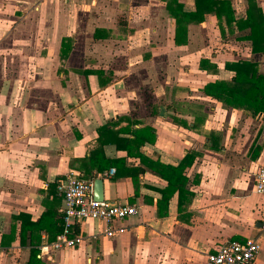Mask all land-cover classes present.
Segmentation results:
<instances>
[{
    "label": "crops",
    "instance_id": "1",
    "mask_svg": "<svg viewBox=\"0 0 264 264\" xmlns=\"http://www.w3.org/2000/svg\"><path fill=\"white\" fill-rule=\"evenodd\" d=\"M174 27L165 0H0V264H203L245 238L264 264V111L204 91L231 79L225 62L264 74V53L222 36L213 13L184 44ZM69 170L137 212L119 234L89 219L81 242L41 251L62 225L56 180Z\"/></svg>",
    "mask_w": 264,
    "mask_h": 264
},
{
    "label": "trees",
    "instance_id": "2",
    "mask_svg": "<svg viewBox=\"0 0 264 264\" xmlns=\"http://www.w3.org/2000/svg\"><path fill=\"white\" fill-rule=\"evenodd\" d=\"M166 8L174 18L175 44L187 41V25L199 23L205 15L216 16L218 28L222 36L236 34L237 39L250 40L251 51L264 53V16L255 0H247V5L240 15H236L232 0H194V9L185 10L177 0H165ZM70 38L61 41V56H66L70 48ZM204 60H201V65ZM225 67L234 72L229 80H217L204 86V91L226 103L247 107L253 112L264 111V74L258 72L254 61L239 59L225 62ZM157 163V162H156ZM169 183V177H165ZM60 225L50 240L61 231ZM78 227H75V232Z\"/></svg>",
    "mask_w": 264,
    "mask_h": 264
},
{
    "label": "built area",
    "instance_id": "3",
    "mask_svg": "<svg viewBox=\"0 0 264 264\" xmlns=\"http://www.w3.org/2000/svg\"><path fill=\"white\" fill-rule=\"evenodd\" d=\"M113 172L114 168H110L103 174L110 175ZM92 183V180L80 178L74 170H69L56 180V194L62 201V228L53 240L41 245V251L78 244L83 236L75 232V225L89 219L104 222L106 227L103 233L107 236L126 230L124 225L115 224L134 215L136 206L127 202L94 199ZM254 191L264 195V165L259 166L254 173ZM260 247L257 238L229 240L221 243L216 251L208 252L203 264H252Z\"/></svg>",
    "mask_w": 264,
    "mask_h": 264
},
{
    "label": "water",
    "instance_id": "4",
    "mask_svg": "<svg viewBox=\"0 0 264 264\" xmlns=\"http://www.w3.org/2000/svg\"><path fill=\"white\" fill-rule=\"evenodd\" d=\"M92 195L96 200H103V179L95 177L92 183Z\"/></svg>",
    "mask_w": 264,
    "mask_h": 264
},
{
    "label": "rangeland",
    "instance_id": "5",
    "mask_svg": "<svg viewBox=\"0 0 264 264\" xmlns=\"http://www.w3.org/2000/svg\"><path fill=\"white\" fill-rule=\"evenodd\" d=\"M234 8L237 12V14H240L243 12L244 9V3L241 0H233Z\"/></svg>",
    "mask_w": 264,
    "mask_h": 264
}]
</instances>
